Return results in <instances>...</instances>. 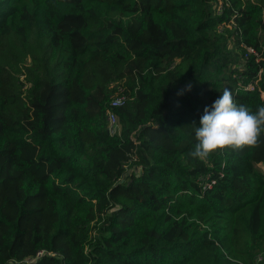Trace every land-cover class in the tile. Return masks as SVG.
Wrapping results in <instances>:
<instances>
[{"label":"trees","instance_id":"1","mask_svg":"<svg viewBox=\"0 0 264 264\" xmlns=\"http://www.w3.org/2000/svg\"><path fill=\"white\" fill-rule=\"evenodd\" d=\"M225 87L264 105V0H0V264H264V133L189 154Z\"/></svg>","mask_w":264,"mask_h":264},{"label":"clouds","instance_id":"2","mask_svg":"<svg viewBox=\"0 0 264 264\" xmlns=\"http://www.w3.org/2000/svg\"><path fill=\"white\" fill-rule=\"evenodd\" d=\"M186 87L190 90L191 84ZM261 133H264V105L257 106L255 111L238 105L232 91L225 87L210 107L205 106L195 128L196 143L189 154L203 160L218 149L255 147Z\"/></svg>","mask_w":264,"mask_h":264},{"label":"built area","instance_id":"3","mask_svg":"<svg viewBox=\"0 0 264 264\" xmlns=\"http://www.w3.org/2000/svg\"><path fill=\"white\" fill-rule=\"evenodd\" d=\"M249 51H252V48H249ZM111 84L116 85L115 89L113 90V93L111 95V99L109 101L107 110H106V119H107V132L111 135L118 133L120 124L117 118V115L114 111V109L121 107L124 105L125 101L127 100V95L124 92V89L126 87L125 85V79L119 80V81H113ZM250 88H252L250 86ZM44 253V251H38L36 255L32 258L25 259L27 263H30V261L35 260L39 256H41ZM49 254H53V252H47Z\"/></svg>","mask_w":264,"mask_h":264},{"label":"rangeland","instance_id":"4","mask_svg":"<svg viewBox=\"0 0 264 264\" xmlns=\"http://www.w3.org/2000/svg\"><path fill=\"white\" fill-rule=\"evenodd\" d=\"M258 166H259V167L262 169V171L264 172V162L259 163ZM30 262H32V261H30ZM28 264H29V263H28Z\"/></svg>","mask_w":264,"mask_h":264}]
</instances>
